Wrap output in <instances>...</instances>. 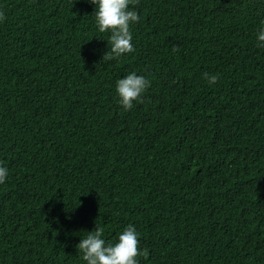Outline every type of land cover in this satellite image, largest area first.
Segmentation results:
<instances>
[{
    "label": "trees",
    "instance_id": "1",
    "mask_svg": "<svg viewBox=\"0 0 264 264\" xmlns=\"http://www.w3.org/2000/svg\"><path fill=\"white\" fill-rule=\"evenodd\" d=\"M128 7L133 50L103 60L88 0H0V264H85L128 224L138 264H264V0Z\"/></svg>",
    "mask_w": 264,
    "mask_h": 264
},
{
    "label": "clouds",
    "instance_id": "2",
    "mask_svg": "<svg viewBox=\"0 0 264 264\" xmlns=\"http://www.w3.org/2000/svg\"><path fill=\"white\" fill-rule=\"evenodd\" d=\"M93 6L94 25L99 33L107 32V48L101 59L111 60L133 50L132 33L129 25L139 19L137 11L128 7L130 0H88ZM256 33L257 47L264 48V20ZM209 84L216 81L215 74L204 73ZM149 86V81L142 75L129 72L115 82L117 103L122 110H129L133 102L140 99L141 94ZM9 169L0 165V184L5 182ZM76 244L80 259L85 264H138V236L135 226L128 224L120 231L114 242H106L102 229L96 225L94 230L86 232Z\"/></svg>",
    "mask_w": 264,
    "mask_h": 264
}]
</instances>
